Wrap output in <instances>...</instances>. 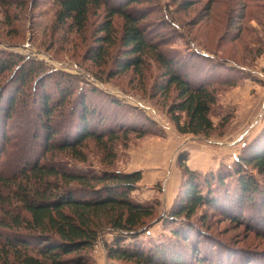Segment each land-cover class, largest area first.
<instances>
[{
  "label": "rangeland",
  "instance_id": "rangeland-1",
  "mask_svg": "<svg viewBox=\"0 0 264 264\" xmlns=\"http://www.w3.org/2000/svg\"><path fill=\"white\" fill-rule=\"evenodd\" d=\"M0 49L38 59L56 73L51 82L44 81L51 95H57L55 79L78 86L72 99L80 90L85 93L95 114L89 127L111 131L110 140L86 138L79 148L84 159L56 149L39 159L96 173L138 170L141 178L130 196L153 204L154 211L138 236L140 244L170 242L176 226L162 225L159 217L176 201L184 178L181 157L190 169L216 175L218 167L233 165L235 158L264 151V0H0ZM188 80L207 87L193 89ZM30 91L24 88L28 95ZM204 100L199 114L205 126L200 132H182L187 113ZM22 101L17 105L22 113L6 122L0 115L3 173L15 169L30 151L38 153L44 138L36 131L39 120L32 115V102ZM68 119L67 110L62 116L52 114L59 131L55 140L68 135ZM139 126L145 134L120 129ZM250 171L264 184V175ZM213 191L219 195V188ZM262 209L241 217L230 215L222 204L196 209L192 222L202 225L200 242L213 256L211 263L264 260ZM99 219L98 239L82 264H117L106 255L114 233ZM0 233L9 231L0 227ZM235 249L248 259L240 262ZM71 261L66 264L78 263Z\"/></svg>",
  "mask_w": 264,
  "mask_h": 264
},
{
  "label": "trees",
  "instance_id": "trees-1",
  "mask_svg": "<svg viewBox=\"0 0 264 264\" xmlns=\"http://www.w3.org/2000/svg\"><path fill=\"white\" fill-rule=\"evenodd\" d=\"M55 76L56 73L38 59L0 49V115L3 121L22 113V108L17 110L19 100L28 104L31 101L32 115L39 120L36 131H42L44 136L39 154L32 150L23 155L22 162L19 161L10 173H3L0 169V227L9 231L8 234L0 233V264H66L68 260L73 262L71 259L77 264L87 262L84 254L98 239L101 216L104 218L102 222L114 233V238L106 245V255L117 264H162L169 261L185 264L187 258H191L188 260L190 264H213V256L208 254L205 242H200L202 225L197 227L192 222L196 209L203 204L209 207L222 204L230 215L237 217L259 206L264 212V184L250 171L255 169L264 175V151L237 157L233 165L218 167L216 175L209 174L212 171L199 173L190 169L181 157L179 164L184 178L176 201L159 217L162 225L176 226L172 227L171 237L167 239L170 242L138 243L139 234L147 230L154 213L153 204L132 200L130 196L141 178L138 170L96 173L57 167L39 159L51 149L67 150L71 156L84 159L79 148L86 138L93 137L101 142L105 137L106 140L112 137L109 130L96 131L89 127L90 119L95 116L94 110L82 90L72 99L73 90L78 89L75 83L69 82L65 86L64 80L55 79L53 85L57 95H51L45 89L44 81L51 82ZM70 79L73 82L72 76ZM186 83L196 86L193 89L197 90L206 86L205 82L195 84L188 80ZM26 87H30L29 95L24 92ZM88 90L89 94L97 93L96 89ZM112 104L119 106L118 100H113ZM203 104L207 101L190 109L182 132H200L205 126L199 114ZM65 110L69 118L66 122L68 135L55 140L59 131L52 124V114L57 111L62 116ZM94 121L95 126L101 123L97 118ZM120 129L122 133L133 130L139 135L146 132L140 126ZM7 139L3 135L2 143L6 144ZM218 188L219 195L213 191ZM177 223L181 225L177 227ZM179 246H182L180 251ZM235 250L240 262L248 259L247 253L239 254V250ZM72 253L74 255L70 257ZM237 261L225 260L222 264H238ZM250 262L247 264H264V260L257 262L253 257Z\"/></svg>",
  "mask_w": 264,
  "mask_h": 264
}]
</instances>
